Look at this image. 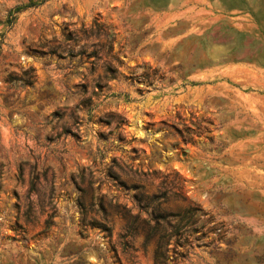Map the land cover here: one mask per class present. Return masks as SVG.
Returning a JSON list of instances; mask_svg holds the SVG:
<instances>
[{
  "label": "rangeland",
  "instance_id": "374dc122",
  "mask_svg": "<svg viewBox=\"0 0 264 264\" xmlns=\"http://www.w3.org/2000/svg\"><path fill=\"white\" fill-rule=\"evenodd\" d=\"M0 264H264V0H0Z\"/></svg>",
  "mask_w": 264,
  "mask_h": 264
},
{
  "label": "trees",
  "instance_id": "16d2710c",
  "mask_svg": "<svg viewBox=\"0 0 264 264\" xmlns=\"http://www.w3.org/2000/svg\"><path fill=\"white\" fill-rule=\"evenodd\" d=\"M42 3H43V2H41V3H37V2H32V1H31V2H30L28 5H26V6L16 8V9L13 11V14H17V13H19V12H21V11L27 9V8L38 7V6L41 5Z\"/></svg>",
  "mask_w": 264,
  "mask_h": 264
}]
</instances>
